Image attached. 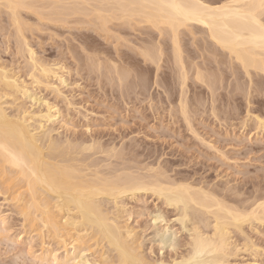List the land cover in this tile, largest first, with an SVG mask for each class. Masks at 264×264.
Masks as SVG:
<instances>
[{
    "label": "bare ground",
    "instance_id": "1",
    "mask_svg": "<svg viewBox=\"0 0 264 264\" xmlns=\"http://www.w3.org/2000/svg\"><path fill=\"white\" fill-rule=\"evenodd\" d=\"M216 1L215 0H0V10L2 8L4 14H6V19H5L6 23L8 22V20L10 21L9 23H7L8 25L10 24L9 28L10 26L11 28H13L10 31L12 30L14 31V33H12L13 31L11 32V36L14 34L13 39L15 38V40L12 39V41L16 42L14 43L16 44L15 46L17 47L16 48L14 46L15 49H17L15 55L24 53L26 55L24 57H27L24 58L26 59L24 61V63H26V66L25 64L24 66L26 67V69L28 68L27 75L29 76V78H31V83L28 84L31 85L34 84L35 87H37V85H44L46 88L49 87L50 83L52 82L51 81L49 83L50 81L49 78L51 80L53 78H55L56 80L58 79L59 84L60 83L64 84L65 82L67 83V81L63 76L64 73L62 72L64 70L62 67L63 64L59 65L57 63L60 62L57 63L53 62V64L55 63L54 65L56 66L53 68L52 63L48 64L46 61H45L46 63L42 62L43 61V60L41 61L42 58L37 59L35 57L36 54H34L35 53V51H33L34 49L31 47V45H28L29 43L27 40L29 38L28 34L27 36H25L26 33H28V31L34 33V30L31 29L33 27H31L32 25H30L32 23L29 22L30 24H28L27 22H25L23 15H20V12L21 14H23L25 10L26 13H28L27 10L29 11L30 15L27 14L28 16H31V14H33V16H35L38 22L39 21L41 22L42 20L41 24L38 22H37L38 24H35L36 22H34L36 28L37 29L39 28L38 30H41L40 25L42 26L44 25V23L50 24L52 22L55 24L60 23L59 27H61V25H63L62 27H64V25L68 24V21H70L69 17L75 16L74 18L72 17L73 19L70 17V19L74 21V22L71 21L70 23H74L75 26L78 24L77 27L80 26L79 32H80V28H83L84 25L85 27H88L87 25L89 24V26L91 25V27H94L95 30L96 29L98 30V32L96 30L95 33L99 34V37H101L100 39H103L105 37L106 43L109 41L107 39H109L110 37L112 38V40H115L116 42L120 41L119 39H122L123 41L121 40L120 43H118V45H121V42H124L125 41L124 39L126 37L127 39L130 37L131 38L135 37L130 40L132 41L135 40L134 45L137 44L136 45L137 49L136 47L131 48V46L133 45H128V44L129 43L133 44V42L131 43L129 42L130 40L128 41L126 39V41L128 42V44L127 42L126 44L128 45L129 48L127 47V45H124L125 46L124 49L126 48L127 49L124 50L123 48H121L123 49L122 52L124 53L119 52L121 53L120 55H118L119 53L116 52L117 49H119L118 48L119 46H116L117 43L115 44L108 43L109 45L117 47V49L115 47L114 49L113 47L111 48L109 46L110 50L112 49L114 51V54L117 55V57L114 56L115 58H113V60H115L116 58L121 60L122 58L120 59L119 57L122 54L124 55L126 52L128 53L129 51H131L130 54L132 55L133 51L136 49L138 51L137 52L135 50L134 52V55L136 52L138 53V55L136 53L137 55L136 61L141 60L143 58L145 62L149 63L148 64L149 66L150 63H154L156 66H160V64L158 65V62L162 60L160 59V57H162L161 54L163 53L162 51L163 45L161 44L160 41H163L164 43H166L165 41L168 42L170 41L172 53H170L169 51L168 56L172 54L170 58L172 57L171 60H173L172 62H170V64L174 63L178 67L177 69L179 70L178 73L176 72L179 77L174 76L175 77L174 80H176V78L180 80L179 85L181 90L178 89V91H181L180 94L182 95L184 94V96L186 94L184 93L186 88L184 90L183 87H186L184 86V84L186 83L185 77H187L185 75H188L187 73H185L188 69L186 68L187 66H184V64L187 65L184 62L187 61L189 57L186 58V60L184 56L182 57L183 53H185L187 50L185 49L186 50L185 51L183 50L184 48L182 49V47H184L183 46L184 43L182 45V42L180 40L183 38H180L179 35L183 34L184 30L185 32H187L188 30L189 31L188 33L192 34L193 36H195V34L198 35L199 32H201V37H202L201 39L204 41L205 44L201 40L202 43L201 41H199V44L196 45L195 49L197 48V46L199 47L201 43L202 47L200 46V48H202V50L206 52L204 54L207 55L211 53L210 55H212L211 56L212 58L215 55L214 59H216V57L217 58L219 57L221 51H226L227 55L228 56L230 55L229 60L232 66L235 67L236 69L241 70V72L239 70H237L236 72L239 71L238 73H241L246 78V82H247L246 92L250 90L249 88L251 89L253 88L252 90H254V86L257 88L256 91H259L258 89L259 87H257V85H254V82H258V81L254 79L258 77L257 79L258 80L261 79L262 84L264 85V0H218V2ZM21 9H23L24 12L20 11ZM76 16L79 21H77V19L75 20ZM78 16L80 17V19L78 18ZM21 17H23V19ZM1 26L2 24L0 25V27ZM45 26L47 25L45 24ZM85 27L83 28V30L85 29ZM91 27H88L86 29L90 28L92 31L93 28ZM192 27L193 28L196 27L193 29V31L199 30V32L194 31L195 34H193ZM2 28L0 29L2 30ZM48 28H51V26L48 25ZM52 28L54 27L52 26ZM3 29L5 30L6 28ZM25 29H27L28 31ZM29 29L32 31H30ZM77 29L78 28H76V31ZM38 30L36 33H38ZM132 30L134 32L138 30L137 31L138 35L135 36L134 34H132L131 32ZM25 31L27 32L25 33ZM180 31L182 33H180ZM92 32H94V29ZM128 32H131L129 34L130 37L127 35ZM153 32L154 34H152ZM122 33L123 35H126L124 36L125 37L124 39H123V35H121ZM202 33L205 34L204 37ZM131 34L134 36H131ZM81 35L83 36V34ZM140 35H144V36L141 37ZM162 35L167 36L168 39L164 40L165 37L164 39H159V37L161 38ZM107 36L108 38H106ZM189 36H188V40L189 38L192 39L193 36L192 37ZM198 36H196L195 38H197ZM26 37L28 38L25 39ZM78 37L80 38L81 36ZM96 43L98 44L97 41ZM88 44L86 46H88ZM97 44L95 45V48L93 46V49L96 50V48L99 47ZM122 45L120 47H123ZM192 45L195 46L194 43ZM90 48L92 49V47ZM106 49L104 47L103 48L100 47V52L101 50H103L102 51V53H104L103 56L109 57L110 55H107L106 53L109 52L111 54L112 52L109 49H107L106 51ZM188 49L190 48L188 47ZM198 49L199 48L196 49V53L198 52L197 53L198 58L202 57L204 63H202V60L201 63L198 62L199 59L197 58V55L195 56V58L198 60H196L194 57H193V61L194 60L196 61L193 62L191 60L190 62L189 60V64L192 63V65L190 66L194 67L195 70L194 71L195 75L193 74L194 75L193 78L196 79V82L199 81L202 84L204 82V85L206 84V87L204 85L203 87L207 89V92L209 91V93L211 94L209 95L212 96L214 94V96L216 97L218 93L216 94L215 92H217L216 90L218 89H216L214 86L217 87L218 84L215 82L220 80L219 79L220 74H217L215 72L218 75V77L216 78L215 76L216 74L213 71H211L215 69L213 67L210 68L211 69L210 72H213L212 74H210V72H206V70L208 71V68L211 65L210 64L211 61H208L209 57H207L209 55L207 56L203 55L205 56L203 57L202 54L199 53L200 51ZM216 49L217 50L221 49L220 52L219 51L217 52L219 54L216 53ZM97 50L96 52L97 54H99L100 52H98ZM226 53L224 55H226ZM91 54L94 56L93 53ZM114 54H111V58H105L106 71L105 72L102 71V72L105 73L106 78L109 75L111 77L113 75L112 73L116 74L113 75L114 77L112 76L113 77L112 79L110 77L109 79L116 80V81L114 80L115 83L113 84L114 87H116L117 89L118 85L120 88L121 85H126L124 84L125 81L130 79V77L127 78L126 75L132 76V73L133 75H135L134 71L135 69H137L138 66L137 67L134 66L136 65L135 64L136 62L134 60L135 63L134 62H133L134 64L131 63L132 64L131 69L129 68H128L129 70L126 69L125 64L128 63L129 61H127L126 63H124V61L130 60L132 58V56L130 55L131 58L129 57L128 59L126 58L128 56H126L124 59H122L123 60L122 63L125 65L124 66L125 69H123V66L121 67L120 65L116 64L117 59L114 62L113 60H111ZM92 55L88 54L89 57L87 56V60L88 59L90 60L88 61L86 60L87 63H83V64L85 65L87 64L88 68L89 67L91 68L93 66L96 67L97 64L96 68L98 69L100 68L101 71L102 64L100 66L99 62L102 57H99L97 55L99 58L96 60L97 62H95L94 59H96L97 57H95L96 56L95 55L93 58ZM22 56L20 57L22 58ZM100 56H102L101 53ZM168 56L166 57L168 58ZM135 57L136 56H134L133 58L135 59ZM138 57H142V58L138 59ZM206 57L208 59L204 60ZM74 58H76L77 60V56ZM133 58L130 61H132ZM190 59H192L191 56ZM226 59L224 60L222 59L223 62L225 61L224 62L226 63L225 65H223L224 63L222 62L218 63L213 59L212 61H215L216 63L219 64L216 65L217 69L219 68L220 64H221L220 67H222V65L224 66L223 69L225 67H228L229 69L231 65L229 62H226ZM107 60L113 62V63L111 62V66L107 65L110 64ZM220 60H221V56H220ZM103 61L104 62L102 63L104 68L105 60ZM119 62L121 61H118V64H120ZM205 62H207V64L209 62L210 65L208 66ZM122 63L121 65H123ZM147 63H142V64L147 65ZM227 63H229V65ZM175 65L172 64L173 66L172 68H175L174 67ZM5 66L6 65L4 66L2 64L0 65V190H1L0 193L1 194L4 193L5 195H7L6 200L9 199L8 201L12 203V205L14 204L16 208H18L17 212L21 215V217H23L22 220L23 227L25 228L27 226V228L28 227L31 228L33 232L37 230V233L36 232L35 233L40 238L39 240H41L40 242L42 245L40 244L41 245L40 247L45 246V238L49 240H55L56 241L55 243H57L56 248L60 245H61L60 248L62 246L65 247L64 253L66 254L65 257H63L62 259L61 258L59 259L58 257L59 255L57 256V254L54 253L55 250H53V248L52 250L54 252L52 250L43 249L42 247L41 254L38 255L39 256L38 258L36 257V259H38V262H42V263L46 262L47 264L50 262H52V264L69 263L71 257L72 259L75 260L76 255L77 258H78V254L81 256L82 254L81 245L83 243L85 244V238L87 240L88 237L89 239H91V242L93 240L94 242L93 244H95L97 247L101 246L102 249L109 248L108 250L112 251V253L114 252V256L112 257L111 256L112 253L109 254V251L105 249L101 251L102 249L100 248L101 253L99 252L98 259L93 260L95 263L97 262L100 264H261L259 260V258L261 257L260 256L261 249L259 247L260 244L258 246L251 239L247 231H245V226H247L246 228H248L250 232L254 231L257 233L259 231L258 228H260V225L264 224V195L255 194V196L253 197L251 196L252 200L250 199L251 200L250 202L249 201L247 202V200L249 199L248 198L247 200L243 199L246 200L245 202L241 201L242 200L241 199L240 201L242 203L239 202L238 204L239 201L238 200L236 201V204H231L229 200H232V197L236 195L235 193L236 191L232 187L231 190L229 187L230 185L227 187H229L231 191H228V189L225 190H227L228 193L230 192L229 194L233 195L232 197H230L231 195H228L227 192H226L227 194L226 196L225 192L223 193L222 190L223 188H220L221 191H219L217 188L213 189L214 187H217L216 185L213 186V188H211V186H209L210 184L206 185L205 184L206 182H204L205 184L204 185L200 182V180L193 184L191 182H188L191 180L185 182L186 180L184 179V177H182L183 178L182 179L181 176H179L180 177L179 179H176L177 176L176 178H173L168 174H166V171L169 169H167L166 167L165 170L156 161L155 162L157 166L159 165V167L162 168L159 167L152 168L155 165L152 164V167H150L149 163H148L149 165L147 163L146 165H144L145 163L138 159L139 156L135 157L136 159L135 158L133 159V157L131 156L134 154L133 152H132L133 154L130 153V150L132 148L131 145L133 146L132 149L133 151L134 149L136 150L137 148L135 146L136 143L134 144V142L132 141L131 143H133L134 145L130 144V142L127 145L128 147H130L128 153L127 152L128 147L127 149L126 148L122 149L121 148L122 144H120L119 146L120 149H118V147L116 148L117 146L116 143H115L116 146H113L114 144L113 142H112V146H110L111 144H109L108 147V140L105 141L107 142V146H105L106 144H104L103 140L102 142H98L97 139L93 140L94 136L88 137L91 140L88 141L89 143L87 142L88 139L86 140L85 138H84L85 139L84 142V139L82 137L81 138L83 140L77 137H74V139L71 137L72 139L71 138L69 139L68 138L69 136L65 137L64 139L63 137L60 138L58 136L54 138L51 133L53 128L50 129L49 126H47V123L55 119V117L59 115L60 111L58 107H56L55 105H51L49 102L47 103L45 101L44 102L45 111L42 112L40 110L37 111V113L35 114L29 112L28 109L25 108L26 106L23 107L24 105L22 106V104L21 105L18 104V106H16L17 107L16 109L14 107L15 109L14 113L9 112L10 110L7 111V107L10 104V102L12 103L14 101H18L16 99H19V97L21 99L25 97L32 98L33 96H31L32 92L31 89L29 88V85L25 82L26 80L24 81L20 79L21 77H18L17 74L14 75L11 72L13 70H10V68L7 69ZM133 66L135 69H133ZM204 66H206V69ZM153 67L155 69V66ZM160 67H156V69L158 70V68ZM192 67H190V69ZM233 67L232 70H234ZM94 68L93 70L96 71V69ZM66 69L68 70V68ZM184 69L187 70L185 71ZM221 69H219V71L224 72V70ZM91 70L92 68L90 69V71ZM132 70L134 71L132 72ZM170 70L173 69L170 68ZM229 70L232 72L231 69ZM235 70L234 73L237 75ZM129 71L130 73L132 72L131 75ZM97 72L98 70L96 71V73ZM102 72H100L99 74L103 75ZM227 72L229 75L233 74V72L232 73L231 72L229 73V71ZM203 73H205L207 76H205ZM207 73H209L210 75ZM213 74H215L214 75L215 78ZM223 74L221 73V77H220L222 80H223L222 78ZM143 75H145V73H143ZM143 75L140 78L144 77ZM162 75L163 74H161L160 76ZM138 77L139 76H137V78ZM230 77L232 78V76ZM137 78L135 77L134 79ZM243 78L241 79L243 80ZM109 79L107 78V81H109ZM142 79L146 80L144 78ZM239 79L240 78L238 77L237 80L240 81ZM132 80L131 83L135 81ZM224 80L226 81V79ZM114 81H110V83ZM123 81L124 83H122ZM146 81L143 82L144 88L145 85L148 86V84L150 83L147 82L148 84H146ZM220 81L218 86H220L221 82H224V81L221 82ZM242 82L245 81L243 80ZM116 83L118 85H116ZM134 83H132V86L131 84H128L131 86L132 88L131 90L134 89L133 86ZM143 83H141V79H140L138 83V88L139 87L143 88ZM214 83L216 85H214ZM231 83L229 81V85L232 86L230 87L234 88L233 87L234 85H232ZM113 84L111 83L110 85L112 86ZM154 84H157L156 80ZM238 84H235V86L237 87ZM241 84L242 83H240L239 85ZM229 85L227 84V86ZM263 85L262 87H264ZM227 86H225L224 88H227ZM50 87L53 86L51 85ZM56 87H54L53 90L55 91L54 93L55 94L57 93V96H59L60 91L58 87L57 88ZM126 87L128 86H125V88ZM108 88L111 89V87ZM123 88L124 86L120 89L121 92L128 90V89L123 90ZM142 88L141 90H139L142 91L141 94H143ZM231 88H230V92L232 91ZM244 88L245 85L243 89ZM201 89H202V85H201ZM131 90H129L130 94L132 92ZM224 90L222 93H224ZM171 91H173V89ZM237 91H240V89ZM227 92H229V90H227ZM232 92L231 94L234 96L235 92H233L234 94ZM251 92L252 91L250 90V93H248V95L249 94L252 95ZM120 93L118 95H121ZM123 93L124 92H122L123 97L128 99V97L124 96V94L126 95L127 92L124 94ZM198 93L196 96L199 95ZM180 94H179L180 99H178L179 100L178 106L180 107L179 110L182 113L183 119L188 123L189 121L188 119H190L189 118L190 114L188 115V113L186 112L187 109V105H186L187 103L185 102L186 96L181 97ZM227 94L229 93H226V96ZM220 96H218L219 99ZM130 97L131 95H129V98ZM198 97H196V100ZM223 97L225 98L224 95ZM250 97L247 98V100L250 99ZM7 98L8 99L11 98L12 101L10 99H9L10 102L7 101ZM119 98L121 97L119 96ZM229 100L231 99L229 98ZM213 103H215V100L213 101ZM214 108L216 107H212V109ZM226 109H224L223 111H225ZM213 113L215 114V112ZM217 115L218 114H216V116ZM225 118H228V116ZM188 124L186 126H188L189 128L190 125V129L194 130V128H191L192 127L191 124L189 125ZM257 126L260 129H264V121H262V119H259L258 117H257ZM192 130L191 132L194 133L195 135L196 130L195 131ZM195 136H199V135H195ZM76 139L78 140L76 141ZM202 139L203 138L201 137L200 140L203 141L204 139L203 140ZM126 142L123 144L124 146L126 145ZM203 145H205V143ZM206 145L210 146V148L214 147L212 146V144L206 143ZM124 150H126L125 152L126 155L124 154ZM93 154H96L95 157H98V159L100 160L98 161L94 159L95 157L94 158L92 157L94 156ZM128 154L129 156H131V158L127 156ZM137 154L140 155L141 152L139 153L136 152L134 155L136 156ZM154 154L152 156H155ZM222 155H224V153ZM125 156H127V158L132 159L133 161L128 162L130 159H127ZM90 157H92L91 158L92 160L90 159ZM118 160L122 162H119ZM138 161L144 164L141 166V163H139ZM132 163H134V165ZM105 167H108L107 171H103V169L106 170ZM135 168L137 169V171ZM156 168H158V170ZM185 178L187 179V177ZM140 193H144V194L149 193V195L154 196L156 200L161 201V203L164 206L171 207L174 211L177 212L175 213L176 216L174 218L176 222L180 223V227H181L180 232L182 229L183 230L185 229L187 231L186 239L184 240L183 243H181L185 246L183 251L180 250L181 252H179L178 250H176V248L174 249L173 246V248H169V249H173L172 250L173 252L170 250L172 253L170 252L169 254L166 255L161 254L164 255L165 257L158 256L159 258H155V259L154 258L149 259L150 256L147 257L146 256L147 254L145 255L144 254L145 252L143 253L142 252L143 250L141 251V249H143L141 247L142 241L140 242L139 241L140 238L138 239L136 237L137 235L132 227H130L126 223H122L123 222L122 220H124V222H127L128 220L126 221L124 217H122L123 218L122 220L120 219V217L122 216L121 213L122 212L126 213L123 199L126 200L125 198H127V199L137 200L140 198L138 196V194L140 195ZM237 193H239V191ZM228 197H230L231 199L230 198L228 199ZM235 197L237 198V195ZM162 215H159V217L156 216L157 220L158 219L160 220L161 218L162 221H160V223L165 220L164 216L162 217ZM155 220H153L152 222H154ZM3 221L4 218H0V223H2ZM158 229L159 230H155V232L157 231L156 235L158 236L157 242L159 243L160 248L163 247L165 248V246L168 245V239H170V237L168 236L172 233L171 230L172 227L170 229V234L168 233L169 226H167V224L162 227L160 226V228ZM167 234L169 235L167 236ZM173 234L174 232L172 233V235ZM89 242H87V245H89L88 244ZM157 242L156 244H158ZM51 243L54 244V241ZM178 243L180 244V242ZM69 244L71 245V249L72 248L74 250L78 249V251H81V253L76 254L75 253L77 251L76 250L74 251L75 254L71 256L68 249L70 246L67 247ZM47 245L50 248L51 245L50 246L49 244ZM168 246L171 247V245ZM29 255H31V253ZM245 255L248 256V258L249 257L250 258L248 259L247 257H245ZM83 257H85V255Z\"/></svg>",
    "mask_w": 264,
    "mask_h": 264
},
{
    "label": "rangeland",
    "instance_id": "2",
    "mask_svg": "<svg viewBox=\"0 0 264 264\" xmlns=\"http://www.w3.org/2000/svg\"><path fill=\"white\" fill-rule=\"evenodd\" d=\"M216 2H218V0ZM20 11L24 12L23 9H21ZM0 12H3L2 8H1ZM27 12L28 13H26V10H25V12H24L25 15H24V13L21 14V12H20V15H23L25 22H27L28 24L32 23L30 25H32L31 27H33V28H31V27L30 28L32 30H34L35 34L33 32L32 33L29 32L27 29H25L28 31V33H26L27 31H25V33H26L25 36H27V34H28V37H29V38L26 37L25 39L28 38L27 39L29 42L28 45H31V47L34 49L33 50L31 48L33 51H35L34 54H36V56L35 55L34 56L37 59L42 58L41 59V61L43 60L42 62L46 61L48 64L52 63L53 68L56 67L54 65L55 63L53 64V62H56V63L60 62V63H57L59 65L63 64L62 67L64 70L62 69L63 70L62 72L64 73L63 76L65 77L67 83L65 82L64 84H61V83L59 84L58 79L56 80L55 78H53L51 80L49 78V80H50L49 83L52 81L50 83V86L52 85L53 87L49 86L46 88L44 85H37V87H35L34 84H33L34 86L31 84H28V83H31V78H29V76L27 75L28 68L26 69V67H25L26 63H24V61L26 60L24 58H27V57H24V56H26L24 53H23L24 55L21 53H20L21 55L20 54L15 55V53L17 52V49H15L16 44H14V43H16V42L12 41L14 34L11 36V32L13 30L10 31L13 28H11V26L9 28L10 24L8 25L7 23H9L10 21L8 19H7L8 22L6 23V20H5L6 14H4V12L0 13V25L2 24V26L0 28H2L4 24L5 25L3 28H6L5 30L2 28L3 31L0 29V63L3 66L6 65L5 67L7 69L10 68V70H13L11 72L14 75L17 74L18 77H21L20 79H22L24 81L26 80L25 82L29 85V88L31 89V92H32L31 96H33L32 98L31 97H29V98L25 97V98H21V99L19 97V99H16L18 101H14L12 103L10 102V100L12 101V99L9 98L10 99L9 100L7 98V101L10 102V104L7 103L10 106L8 105V107H7V105H6L7 111L10 110L9 112L14 113L15 109L17 108L16 106H18V104H20V105L22 104V106L24 105L23 107L26 106L25 108L28 109V111L33 113V114L37 113V111H40V110L42 112H44L45 111L44 110L45 109L44 102L46 101L47 103L49 102L51 105H55L56 107H58V109L60 111L59 115H57L55 117V119H53L47 123V126H49L50 129L53 128L51 133H52L54 138H56V136H58L60 138L63 137V139H64L65 137L69 136L68 137L69 139L71 137L73 139H74V137H77L79 139L85 138L86 140L88 139L87 140V142H88L90 140L88 137L94 136L96 138L93 137V140L97 139L98 142H102V140H103L104 144H106L105 146H107V142H105V141L108 140V147H109V144H111L110 146H112V142H113L114 143L113 146L117 145L116 148L118 147V149H120V147H119L120 144H122V147H121L122 149H125V148L127 149V147H128L127 145L129 144V142H130V144H133V143H131V141H132V142H134V144L136 143L135 146L138 149L136 147H134V148H136V150H138V151H136L135 149L133 151L132 150L133 146L131 145L132 151L130 150V153L133 152L135 154L136 152H138V153L141 152V154L140 155L137 154L135 156L132 153L134 156L131 154L130 155L133 157V159L135 157L139 156L138 159L140 161H143L145 163V164L143 163L144 165H146V163L147 164L149 163L150 167H152V164L155 165L152 168L159 167V165L162 166L164 169L167 167V169H169V170L166 171V174H168L169 176H171L173 178H176V176H177L176 179H179L180 178L179 176H181V178L184 177V179L186 180L185 182H187L188 180H191L188 182H191L193 184L200 180V182L202 184H204V182H206L205 183L206 185L210 184L209 186H211V188H213V186L216 185L217 187H214L213 189L217 188L219 191H221L220 188H223L222 190H223V193L225 192V194L227 192V190H225V189H228V191H231L232 190L231 187H232L236 191L235 193L237 195V198L235 197L236 195L233 196V195L229 194L230 192L229 193L227 192L228 195H231L230 197L233 196L232 200H229L231 204H236V201H238V200H239L238 204L241 201L245 202L248 198L249 199L247 200V202L248 201L250 202L252 200V197L255 196V194L256 195L257 194L264 195V129H260L257 126V117L259 119H262V121H264V90H263L264 87H262V85H263L262 80L261 79L258 80L257 79L258 77L254 79V80L258 81V82H254V85H257V87H259L258 88L259 91H261V92L256 91L257 88L253 85L254 90H252L253 88L252 89L249 88L252 91L251 92L253 95V98H252L251 94L248 95V93H250V90H248V92H246L247 82H246L245 76L242 75L241 73H238L239 71L241 72L240 69H236L235 67L232 66V64L229 60L230 55L228 56L226 51H221V49L220 50L216 49V53L218 51L219 52L221 51L220 54L217 53V54H219V57L218 58L216 57V59H218V60L214 59L215 55L212 58L211 57L212 55H210L211 53L207 54L209 56L204 54L206 52H204L202 50V48H200L201 43L203 41L201 39L202 38L201 32H199V30H197L200 34V35L198 34L199 35L198 36L197 34L194 33L195 30L193 31V29L196 27H194V28L192 27V31H193V34H195V36H193L192 34H189L188 33L189 31L187 29H186L187 32H185V30H184V33L181 34L182 36L179 35L180 38H183L180 40L182 42V45L184 43V45H183L184 47H182V49L184 48L183 50H185V49L187 50V51L185 50L186 52L183 51L185 53L182 52L183 53L182 57L184 56L185 60H186V58L189 57L188 60L184 62L187 64V65L184 64V66H187L186 68L188 69V70L186 69L187 71L184 69L186 71L185 73L188 74V75H185L187 77H185L186 83L184 82L185 83L184 86H186V87H183L184 90L186 88V90H185L186 92L184 91V93H186L185 94L186 97H185L184 94L183 95L180 94L181 91H178V89L181 90L180 85H179L180 80L178 78H176V80L178 79L177 81L174 80L175 77L178 76L177 73L179 70L177 69L178 67L174 63H172V64L175 65L174 66L175 68H172L173 66H172V64H170V62L173 61V60H171L172 57L170 58V56L172 54L170 56H168L169 51H170V53H172L170 41L169 42L165 41L166 43H164L163 41H160L161 44L163 45V48H162L163 53L161 54L162 57H160V59H162V60H160L158 62V65L160 64V66L162 68L160 66H156L154 63H150V66H149L148 65L149 63L145 62L142 57H138V59H140V58H142V59L136 61L137 55H138V53H137L138 51L136 50L137 44L134 45L135 40L132 41L130 39H133L135 37L131 38L129 36V34L132 32V34H134L136 36V35H138V33H137L138 30L135 31L136 33L133 30L131 32H128L127 35L130 37L128 39H127V37L125 38L124 36H126V35H123V33H122L121 35H123V39L125 38L124 39L125 41L121 42V45L123 44L122 45L123 47H120L121 45H118V43H120V41L122 39H119L120 41L116 42L115 40H112V38L110 37L111 41L109 38V39H107L109 41L106 43L105 37L103 38L104 40L100 39L101 37H99V34L95 33L97 29L95 30V28L91 27V25L89 26L88 23H87L88 25L87 24L86 25L88 27L93 28L94 32H92L93 29H92V31L90 28H89L90 30L86 29L88 27H85V25H84L85 31L83 30V28H84L83 27V28H80V32H79L80 26L77 27L78 24L75 26L74 23H70L71 21L74 22L72 19L75 16L74 17L70 16L71 18L73 17L72 19H70V17H69L70 21H68V24H66L69 26L64 25V27H62L63 25H61V27H59L60 23H58L59 24L58 25L57 23L55 24L52 22L54 24L53 25L52 23H50V24L44 23V21H43L44 25L41 26L40 24H41L42 20H41V22L40 21L38 22L37 19L35 18V16H33V14H31V16H28V15H30V13L28 10H27ZM23 17H21V18L23 19ZM78 18L80 19L79 16H78ZM76 19H77V16H76L75 20ZM67 20H68V18H67ZM77 21H79V20L77 19ZM77 21H75V22H77ZM34 22H36L35 24L40 23L39 25H40V29L42 31L38 30L39 28L38 29L36 28ZM45 24L47 26H45ZM71 24H73V25H71ZM82 24H84V23H82ZM7 25H8V28H7ZM48 25H50L51 28H48ZM70 25H71V27H70ZM52 26L54 28H52ZM73 26L78 28L77 31H76V28ZM34 28L38 30V33H36L37 30H35ZM32 30H30V31H32ZM197 31H195V32H197ZM97 32H98V30H97ZM154 32L152 34H154ZM182 32H183V29H182ZM182 32L180 31V33H182ZM12 33H14V31ZM99 33H101V32H99ZM190 33H192V32H190ZM8 34H9V36H8ZM23 34H24V32H23ZM52 34H54V35H52ZM81 34H83L84 37ZM132 34H131V36H134ZM189 35L191 37L193 36L192 39L189 38L190 41L188 40ZM202 35L204 37L205 34L202 33ZM78 36H81V37L79 38ZM140 36L142 37L144 35H140ZM196 36L200 37V38L197 37L200 40L195 38ZM164 37H165V39H164ZM106 38H108V36ZM126 39L128 41L130 40L129 42H131V43L133 42V44H130V43L128 44ZM159 39L166 40L168 38H167V36L162 35L161 38L159 37ZM13 40H15V38ZM96 41L98 42V44L96 43ZM199 41H201L200 46L199 47L197 46V48H199L198 50L200 51L199 53H201L202 56L205 55V56L209 57V59L206 57L204 60L208 59V61H211V63H210L211 65L209 64V62H208V64H207V62H205L208 66L210 65L209 68L207 66L208 71L206 70V72H210V70H211L210 68L213 67L215 69L211 70V71H213L214 73L216 72L217 74H220L219 79L221 81H224V82H221L219 80L221 82L220 86H218L219 81L215 82L218 84L217 87L214 86L216 89H218V90H216L217 92H215L216 94L217 93L219 94V95L217 94V96H216L217 98L214 96V94L212 96H210L211 94L209 93V91L207 92V89L203 87L204 82H203V84L200 83L199 81L196 82V79L193 78L195 75V73H194L195 70H194V67L190 66V65H192V63L189 64V60H190V62H191V60L193 61V57L195 58V56L197 55L198 52L196 53L197 48L195 49V47H196V45L199 44ZM126 42L128 45H133V46H131V48L136 47L135 50L137 51L136 52L137 55H136V53L134 55V52H135V50H134L132 55L130 54L131 51H129L128 53L125 51L126 52L124 54L125 56L122 54L121 56H123V57H121V56L120 57L118 56V57L120 59L121 58L124 59L126 56H128L126 58L129 59V57L131 55L132 58L134 56H136L135 59L133 58V60L130 61L132 59L130 57L131 58L130 60L124 61V63L129 61L128 63L130 65L128 63H126L125 64L126 66L122 63V61H123L122 59L119 60L116 58L117 63L116 62L115 63L117 65H120L121 67L123 66V69H125L124 66L126 67V69H128V68L131 69V66H132L131 63H133L135 60L136 63L135 62L134 63L136 65H134V66H136V67L138 66V67H137V69H135L133 66V69H135V71L132 70V72L134 71V74L137 75V73L139 71V73L137 75V76H139L138 77L139 79L137 78V76L133 75L132 72H131L132 76L126 75L127 78L130 77V79L132 78L133 80H135L134 81L135 83L138 81L136 84L134 82H132V83H134L133 86H134L135 90L134 89L131 90L132 89L131 88V86H132L131 80L132 79L131 80L129 79L130 80V82H129V80H127V78H126V80L128 82L127 81H125V83H124V81L122 82L126 85H121V88L124 86L123 90L128 89L126 91H122L124 93L127 92L126 95L124 93L123 94H124V96L128 97V99L123 97L122 92L120 90L121 88L119 87V85L117 83H116V85H118L117 89H116V87H114L113 83H115L116 80L115 79L111 80V79L114 77L113 75H116V74L112 73L113 77L112 76L110 77V75H109L107 78L109 79V77H110L111 79H109V81H107L105 73H103L106 71L105 70V68H106V59L105 58H111V54H114V51L112 49L110 50L109 46L111 48L112 47L114 48L115 46H112L109 44L117 43L116 46H119L118 47L119 49H117V47H115L117 49V51L116 50L115 51L118 53L119 52L124 53L122 51L125 47L124 45H127ZM137 42H138V40H137ZM80 43L81 44L85 43V44L81 45ZM193 43L195 46L192 45ZM203 43H204V41H203ZM87 44H88V46H86ZM96 44L99 46V47L96 46L99 48V49L96 48V50L98 49L97 50L98 52H100V47L101 48L104 47L105 49L107 48L112 52L111 54L109 52L106 53L107 55H110V56L109 57L103 56L104 53H102V51L104 49L101 50V52H100L102 54V56H100V53L97 54L96 50L93 49V46L95 48ZM103 44H104V46H103ZM105 44H107V45H105ZM204 44H202V45H204ZM128 45H127V47H128ZM90 47H92V49ZM188 47L190 49H188ZM191 47H192V50H191ZM121 48H123V49H121ZM107 49H106V51H107ZM126 49H124V50H126ZM94 51L96 54L94 53ZM223 52H225L226 55H224L225 53H223ZM91 53H93L94 56L96 55L95 57H97L96 59H94L95 62H97L96 60L99 57H102L99 63H100V66L102 64V69H104V70L101 69V71H100V68L99 69L96 68L97 67V64H96V67L95 66L91 67L92 70L94 67H95L94 69H96V71L98 70V72L96 73L95 70H93L95 72H93L92 70L90 71L91 68L89 67L90 68L89 69L87 64H86L87 66L85 64H83V63H87L86 62L87 56H88V54L92 55ZM121 53H119L118 55H120ZM186 53H187V55H186ZM163 54H164V56H163ZM193 54H194V56H193ZM20 56H22V58ZM76 56H77V60H76V58H74ZM94 56L92 55L93 58H94ZM114 56L117 57V55L114 54L111 60H113V58H115ZM166 56H168V58ZM190 56L192 57V59H190ZM205 56H203V57H205ZM220 56H221V60H220ZM199 57H200V55H199ZM197 58H198V55H197ZM210 58H212L213 60H215L218 63L219 62L224 63L225 61L223 62V60L227 58L226 62H229L231 65L229 69L232 70V67H233L234 70L236 69L235 72L237 70H239L238 72H236L238 76L234 73V70H232L233 74L229 75L227 71H229V73L231 71L228 69V67H225L226 69L225 68L223 69V67H224L223 65H225L226 63H224L222 65V67H220L221 66V64H220L219 68L217 69L216 65L218 63H216L215 61H212V59H210ZM198 59H196V60H198V62L201 63V60H202V63H204L202 57H200ZM88 60H90V59H88ZM94 60H93V63H94ZM103 60H105V64H104L105 67L104 68H103V63H102V62H104ZM115 60H113V62ZM142 60H143V62H142ZM196 60H194V61H196ZM118 61H121V62H119L120 64H118ZM108 62L110 64H107V65L111 66L112 61L111 62L108 61ZM121 63L123 65H121ZM142 63H147V65L150 68L146 64H142ZM229 63H227V64L229 65ZM24 64H25V66H24ZM214 64H215V67H214ZM140 65H141V67H140ZM10 66H12V67H10ZM153 66H155V69ZM189 66L192 67L193 69L192 68L190 69ZM156 67H160L161 69L158 68V70H157ZM168 67H170L173 70H170V68H168ZM204 67L206 69V66H204ZM66 68H68V70ZM221 68L224 70V72L219 71V69H221ZM156 70H157V73H156ZM215 70H217L219 73ZM130 71H129V73H130ZM159 71H161V72H159ZM100 72H102L105 77L102 74H99ZM202 72H203V70H202ZM213 72H210V74H212ZM131 73H130V75H131ZM140 73H141V75H140ZM143 73H145V75H143ZM160 73L163 74L162 76L164 78L162 76H160L161 75ZM175 73H176V75H175ZM221 73L222 74L224 73L223 74L224 76L222 75L223 80L220 78ZM106 74H107V72H106ZM203 74L205 76H207L205 73H203ZM207 74H209V73H207ZM215 74H213V76ZM217 74L215 75L216 78L218 77ZM142 75L144 76L142 78L146 79L147 81L140 78ZM155 75H156V77H155ZM215 76H214V78H215ZM230 76H232V78ZM135 77L137 79H134ZM235 77H237V78L239 77L240 78L239 80L241 82L238 81L237 78H235ZM23 78H25V79H23ZM209 78H211V77H209ZM241 78H243V80L245 82H242L243 80ZM140 79H141V83H143L144 81H146V84H148L149 82L150 83L148 84V86L145 85V88H144V83H143V88L142 87L138 88V83H139ZM154 79L156 80L157 84H154L155 83ZM224 79H226V81ZM234 79L236 80V82ZM142 80H143V82H142ZM160 80H162V81H160ZM172 80H174V81H172ZM232 80H233V82H232ZM110 81H114V82H111L113 84L112 86L110 85L111 84ZM229 81H230V83L232 82L231 84L234 85L233 86L234 88H231L232 86L229 85ZM237 81L239 82V84L242 83L241 84L242 86L239 85ZM158 82H160V83H158ZM226 82H228V83H226ZM199 83H200V85H199ZM215 83H214V85H216ZM128 84H131V86ZM227 84L229 86H227ZM235 84H238L237 87L235 86ZM243 84L245 85V88H244L245 90L243 89V87H244ZM252 84H250V85H252ZM259 84H260V86H259ZM135 85H136V88H135ZM157 85H159V86H157ZM175 85H177V86H175ZM198 85H199V87H198ZM201 85H202V89H201ZM222 85H223V87H222ZM56 86L58 87V89L60 91L59 96H57V93L55 94L54 93L55 91L53 90L54 87H56ZM125 86H128V87L125 88ZM129 86H130V89H129ZM139 86H140V84H139ZM146 86H147V88H146ZM162 86H164V87H162ZM204 86L206 87V84ZM225 86H227V88H224ZM108 87H111V89ZM220 87H222V88H220ZM229 87L231 88V90L233 92H235V94H234L231 91L234 94V96L231 94ZM141 88L143 90V94H141L142 91H139V90H141ZM163 88L165 89V91ZM197 88H199V89H197ZM219 88H220V90H219ZM146 89H147V91H146ZM172 89H173V91H171ZM196 89H197V91H196ZM239 89H240V91H237ZM111 90H112V92H111ZM129 90L132 91L131 94H130ZM204 90H206V91H204ZM223 90H224V93H222ZM227 90H229V92H227ZM128 92H129V94H128ZM137 92H138V94L139 93L140 94L138 95ZM220 92L222 93V95ZM225 92L229 93L230 97H229V94H227V96H226ZM239 92H240V94H239ZM119 93L122 96L118 95ZM132 93L133 94L135 93V94L133 95ZM170 93H172V94H170ZM197 93L199 94L198 95L199 97L196 96ZM237 93H238V95H237ZM179 94L181 95V97L184 96L186 99V101L184 100L187 103L186 104L187 105L186 112L188 113V115L190 114L189 115L190 119H188V118H186V119L189 120V121L188 120L187 121H188V123L190 122L189 124H191V126H192L191 128H194V130L190 129V125L183 119L182 113L179 110V108H180L178 106L179 105L178 99H180ZM243 94L245 95V97ZM129 95H131L130 98H129ZM223 95L225 96L226 99L223 97ZM119 96L121 98H119ZM218 96H220V99ZM196 97H198L197 100H196ZM228 97L231 100H229ZM249 97H250V99L247 100V98H249ZM221 98H222V100H221ZM212 100L213 101L215 100V103H213ZM196 101H198V102H196ZM16 102H17V104H16ZM228 103H230V104H228ZM212 104H213V106H212ZM14 107H15V109H14ZM212 107H216V108L212 109ZM226 108L227 109L230 108V109L227 110ZM218 109H220V110H218ZM224 109H226V110L223 111ZM212 111L215 112V114ZM224 112L227 114L228 118H225L227 116ZM187 113H186V115H187ZM216 114H218V115L216 116ZM186 123L189 125V128H188V126H186L187 125ZM244 124H245V127H244ZM86 127H88V128H86ZM191 130L192 131L196 130L195 135H199V136H195L194 133L191 132ZM100 136L103 138H101ZM201 137L204 139V140L202 139L203 141L200 140ZM98 138H100V139H98ZM85 139H84V142H85ZM77 140L78 139H76V141ZM99 140H101V141H99ZM125 142H126V145L124 146L123 144ZM115 143H116V145H115ZM204 143H205V145H203ZM206 143L212 144V146H214L216 149L214 147L210 148V146L206 145ZM137 144L140 146H138ZM129 148L130 147H128V149H127L128 153H129ZM125 152H126V150H124V154L126 155ZM223 153H224V155H222ZM149 154L151 156L154 154L155 156L151 157ZM93 155L94 156H92V157L94 158L96 154H93ZM127 156H129V154ZM127 156H125V157L127 158ZM131 156H129V157L131 158ZM92 157H90V159ZM130 158H127V159H130ZM94 159H96L98 161L100 160V159H98V157H95ZM118 161L122 162L120 160H118ZM123 161H124V158H123ZM130 161H133V160L130 159L128 162H130ZM135 161H137V160H135ZM140 161H138V162L141 163V166H142L143 164ZM150 161L151 162L153 161V162L151 163ZM155 161L159 164L158 166H157ZM138 162H136V163H138ZM132 164L134 165V163H132ZM162 167H159V168H162ZM105 168H106V170L103 169V171L108 170L107 169L108 167H105ZM156 169L158 170V168H156ZM136 171H137V169H136ZM185 177H187V179ZM227 186H229L231 190ZM259 189H262V190H259ZM238 191H239V193H237ZM3 194L4 193H2V194L0 193V216H1L0 218H4V221H3L4 223L3 222L0 223V264H39V263L41 264L42 262H38V259H36V257L38 258L39 257L38 255L41 254L42 247H43V249H46V250H52V248H53V250H55V252L53 250L52 251L55 254H57V256L59 255L58 256L59 259L60 258L62 259L63 257H65V254H66V253H64L65 247L62 246L63 248L62 247L60 248L61 245L59 244L60 246H58L57 247L58 249H57L56 248L57 243H55L56 242L55 240H49V239L45 238V246L40 247L42 244L40 242L41 240H39L40 238L36 234L37 230H35L33 232L31 230V228H29V227L27 228V226L25 228L23 227V225H22L23 217H21V215L17 212L18 208H16V206H14V204L12 205V203H10L8 201L9 199L6 200L7 195L4 194L5 195L4 196ZM227 194H226V196H227ZM239 194H241V195H239ZM138 196L140 198L137 200L136 199H127V198H125L126 200L123 199V203L125 205L124 208L126 209V213L122 212L121 213L122 216L120 217V219L122 220L123 219L122 217H124L126 219V221L128 220L127 221L128 223L124 222V220H122L123 222L122 221H120V222L126 223L134 229V231L137 235L136 237L138 239L140 238V240H139L140 242L142 241L141 243L143 246L141 245V247L143 249H141V251L143 250L142 252L143 253L145 252L144 254L145 255L147 254L146 255L147 257L150 256L149 259H152V258L155 259V258H159L161 256L165 257L164 255L169 254L173 250V249H169V248H173V246H174V249L176 248V250H178L179 252H181L180 250L183 251L185 246L181 243H183L184 240L186 239V235H187L186 232L187 231L185 229L184 230L182 229L180 232V229H181L180 223L176 222L175 218H174L176 216L175 213H177V212L174 211L171 207L164 206L161 203V201L156 200L154 198V196L149 195V193H147V194L140 193V195L138 194ZM230 197H228V199ZM234 198H236V199H234ZM243 199H246V200H243ZM233 201H234V203H233ZM159 215H162V217L164 216V219L167 220L168 222L164 220L163 222L160 223V221H162L161 218H160V220L156 219V216L159 217ZM154 217L156 220L154 219ZM153 220H155V221L152 222ZM164 224L165 225L167 224V226H169L168 233L170 234V229L172 227L171 230H172V233L174 232V234L172 235V233H171L170 234L171 236L169 234H167V236L169 235L168 237H170V239H168V245H171V247L166 245L165 248L164 247L160 248L159 243L157 242L158 241V236L156 235L157 231L155 232V230H159L158 228H160V226L161 227L165 226ZM170 224H171V226H170ZM186 226H187V224H186ZM246 227L247 226H245V231H247V233L251 237V239L258 246L260 244V246H259L261 249L260 252L261 253L263 252V253L262 254L260 253L261 257L259 256L260 257L259 260H260L261 264L262 263L264 264V224L260 225V228H258L259 231L257 233L254 231L250 232L248 230V228H246ZM29 230H31V231H29ZM156 236H157V238H156ZM87 240L85 238V244L86 245L84 243L81 245L82 246V249H81L82 250V254H81L82 257L78 254V253H81V251H78V249H76L77 251L74 250L73 248L71 249L70 244L67 246V247L70 246L68 249H69V253L71 256H73V254H75V253L78 254V258L76 255L75 260L72 259V257L70 256L71 258L69 260V263H67V264H100L97 262L95 263L93 260L98 259L99 252L102 249V247L101 246L97 247L95 244H93L94 243L93 240L91 242V239H89L88 237H87ZM53 241H54V244L51 243ZM87 242H89L88 243L89 245H87ZM156 242L158 244H156ZM178 242H180L181 245ZM47 244H49V246L51 245L50 246L51 249L48 247ZM83 245H84V247H83ZM94 245H95V247H94ZM158 247L161 250H159ZM166 248H168V249H166ZM103 249L108 250L109 248H103ZM103 249L101 251H103ZM27 250L29 253L27 252ZM74 251H76V252L74 253ZM108 251H109V254L112 253V251H110V250H108ZM30 253H31V255H29ZM16 254H18V255H16ZM161 254H164V255H161ZM84 255H85V257H83ZM111 256L112 257L114 256V252L111 254ZM245 257L248 258V256H246V255H245ZM84 260H86L87 262ZM42 264H47V263L44 262ZM48 264H52V262H50Z\"/></svg>",
    "mask_w": 264,
    "mask_h": 264
}]
</instances>
